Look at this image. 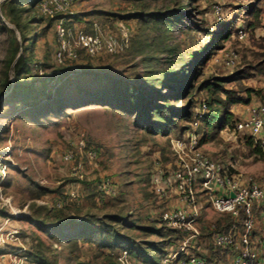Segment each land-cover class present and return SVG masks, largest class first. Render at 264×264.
<instances>
[{"label":"rangeland","instance_id":"obj_1","mask_svg":"<svg viewBox=\"0 0 264 264\" xmlns=\"http://www.w3.org/2000/svg\"><path fill=\"white\" fill-rule=\"evenodd\" d=\"M255 2L262 5L261 0H75L72 19L76 27L89 31L93 22L104 24L123 19L132 28L133 37L131 47L124 54L84 59L69 68L84 67L85 71L64 80L62 75H57L61 68L53 59L54 20L39 14L37 6L32 10L30 0H0V211L3 212L0 227L16 230L3 234L4 245L23 247L19 250L20 257L29 251L44 258L33 263L24 259V264H115L106 254L107 250L88 243L67 242V234L75 230L68 227L72 225L60 227L58 224L78 220L86 213L101 217L112 212L122 213L127 223L137 222L128 231L137 239L160 241L147 226L160 224L158 214L169 206V201L156 198L151 178L159 172L166 175L173 168L170 139L182 134V126L202 135L204 124L201 122L195 128L191 122H181L167 135L150 134L134 123L137 111L133 96L122 95L133 91L134 86H145L143 77L147 65L155 66L158 74L169 67L170 70L182 67L181 79H187L190 74L194 76L192 111L194 115L203 114L206 108L203 110L201 103L208 96L202 88L203 81L211 76L227 78L243 70L244 74L248 73L247 77H241L239 82L228 81L225 86L238 90L240 86H247L259 93H252L248 103L242 101L231 108L239 118L245 107L264 103V71L259 70L260 66L264 69V16L256 27H247V22L253 19L248 6ZM180 5L187 15L165 33L153 22L145 26L135 17L137 12L178 10ZM15 25L22 35L35 36L34 41L21 42ZM196 25L204 30L195 29ZM228 25L230 38L201 65H193L190 58L178 60L180 56L199 51L210 38L209 32L216 33ZM241 29L246 32L242 39L239 38ZM229 50L239 56L233 67L224 64V53ZM20 52L36 62L34 77L53 79L44 82L51 91L62 79L60 89L67 84L73 96H86L88 101L58 107L53 102L48 104L46 97L40 96L34 101L25 98L23 91L13 90L11 85L15 79L10 67ZM151 57L154 59L149 63ZM26 81L24 76L19 78V82ZM75 83L83 92L73 88ZM159 90L169 95L168 105L175 109L184 107L189 100L188 96L174 99L170 94L175 91L168 85L160 86ZM94 91L101 93L99 98L94 97ZM238 96L246 97L244 92H238ZM34 102L38 108L29 109ZM244 116L243 113L241 117ZM80 140L84 143L82 148L77 146ZM201 145L215 160L264 180V155L254 153V146L239 139L231 140L224 131L211 140L203 136ZM68 151L74 154L71 160L65 159ZM103 178L110 179L113 192L105 193L99 188ZM38 185L51 191L36 196ZM71 191L77 196L69 195ZM233 222L228 215H220L210 208L205 211L201 220L203 254H212L209 245L212 231L227 229ZM255 234L257 238H264V220H257ZM14 257L6 254L2 263L10 264ZM131 264L139 263L132 260Z\"/></svg>","mask_w":264,"mask_h":264},{"label":"built area","instance_id":"obj_2","mask_svg":"<svg viewBox=\"0 0 264 264\" xmlns=\"http://www.w3.org/2000/svg\"><path fill=\"white\" fill-rule=\"evenodd\" d=\"M74 1L40 0L37 5L40 14L55 22L53 59L58 67H72L86 58L117 56L129 49L133 30L127 20L93 22L86 31L73 23ZM217 10L218 13V7ZM245 35L241 29L239 38ZM237 61V52L224 53L227 67L235 66ZM201 108L205 109L204 103ZM201 115L198 112L191 123L195 128ZM199 137L195 130L172 137L173 168L166 175L159 172L151 178V186L160 200H175L158 214L160 224L177 235L175 241L166 245L159 264H264V238H257L255 234L257 220H264V180L215 160L202 149ZM228 138H250L264 155V103L247 106L245 116L235 122ZM83 145L82 140L77 144L78 148ZM73 157L72 151L65 154L66 160ZM99 188L105 193L114 191L109 178L100 180ZM75 193L71 191L69 195L76 197ZM208 208L230 216L234 222L227 229L212 231L209 241L212 254L205 255L200 248L204 239L201 220ZM116 257L119 264H131L126 249ZM12 264L21 262L17 260Z\"/></svg>","mask_w":264,"mask_h":264},{"label":"trees","instance_id":"obj_3","mask_svg":"<svg viewBox=\"0 0 264 264\" xmlns=\"http://www.w3.org/2000/svg\"><path fill=\"white\" fill-rule=\"evenodd\" d=\"M39 1L40 0H30L32 10L38 5ZM261 1V6L258 5L257 2L248 6V12L253 17L251 21L247 22V27L249 28L256 27L260 23L261 16H264V0ZM184 15H187V12L184 10V7L180 5V8H178V10L167 9L164 11L153 12L141 11L137 12L135 17L140 20L145 26L146 24L148 25L150 22H153L157 28L163 30V33H165L176 21H178ZM15 28L20 33L21 42H24L25 40L31 41L32 39L34 41L35 36H30V38H28L27 36L21 34L18 25H15ZM195 29L204 30V28L199 25H196ZM209 33L210 38L199 51H193L189 55L180 56L178 60L181 61L182 59L190 58L192 59L193 65H201L217 49L221 48L222 43L225 40L230 38L231 27L228 25L225 28L218 30L216 33ZM200 51L201 54H198ZM153 59V57L148 58V62L151 63ZM31 60L32 58H26L21 52L14 57L10 67L11 74L15 79V81L11 85V88L13 90L23 91L25 98H32L34 99V101L40 96L46 97L48 99V104H51V102H53V104L57 105L58 107H71L77 103L79 104L83 101H88V97L86 96H73V93L70 91L71 87H68L67 84L66 87L64 86V88L62 87L61 89L60 86H58L61 85L60 82L62 79L66 80L83 73L85 71L84 67H81L78 70H72L69 67H59L61 69L56 73L58 76L62 75L63 77L52 86H55V89L51 91L52 88H48L44 82L48 80L52 81L53 79H49L46 76L39 78L34 77L33 69L37 67V64L36 62L33 63ZM237 63L238 61L236 62V64ZM259 70L261 72L264 71L262 66L259 67ZM181 71L182 67L177 69L175 68L174 70H170L169 67L167 71H161L158 74L155 66L147 65L145 66V73L143 77V81L146 83L145 86H134L133 91H129L128 93L126 92L122 95L124 96V98L130 95L133 96L134 105L137 111V116L134 123L136 125H140L146 132L150 134L167 135L171 131L177 129L179 127V123L187 121L192 123L193 119L195 118V115L192 111L194 100L191 97L193 89L195 88L193 80L194 76L190 74L188 75L187 79L183 80L180 77ZM21 76H24V78L28 79V81L19 82V78ZM247 76L248 73L244 74V71L240 70L234 76H230L227 78L211 76L203 81L202 88L204 87V89L207 91L208 96L207 99L203 101V103L205 104L206 112L198 118L199 123L202 122L204 124V133L202 135H199L200 144L203 136L205 140H211L220 131H224L228 137L230 132L233 131L235 122L242 118V115H240V117L238 118V114L231 107L241 103L242 101L248 103L250 101L252 93H259V91L247 86H240L241 88L240 90H238L236 88L226 87L225 83L228 81L239 82V79L241 77L243 78ZM42 81L44 84L40 85ZM74 85H76L73 86L74 89H77L79 92H83V88H81L78 83H75ZM156 85H158V87L154 89L153 86ZM164 85H168V87H170L172 91H175V94H170L171 96L174 95V99H181L188 96L189 100L186 105L177 109L169 106V95H165L159 90V87ZM113 89L115 91H118V88ZM238 92H244L246 97L242 98L241 96H238ZM93 95H95L94 97L99 98V95H101V93L94 91ZM29 107V109L31 110L37 109L38 104L34 102L31 103ZM41 107L43 108L45 107V105H42ZM187 129L188 126H182V134L184 132H187ZM241 142H246L250 147L251 145L254 146L252 150L254 153H262L260 148L257 145H254L250 138L241 140ZM37 188L38 191L36 193V196L39 197L51 191L48 188L40 185H38ZM156 198L159 199L157 195ZM0 215H3V212L0 211ZM60 219L61 217L58 219V221H60ZM45 220L46 219H44V221ZM34 221L39 222L40 224L44 223L43 220ZM136 223L137 222L133 220H130L129 223L125 222L124 215L120 212L104 214L101 217H95L91 214L86 213L78 220H71V222L69 223H65V221L58 222L60 227L67 224L72 225L68 227L75 230V233L67 234V242L88 243L95 245L101 250H107L106 254L111 257L109 259L115 261V264H119L116 256L123 249H126L128 251L131 262L133 260L134 262H138L139 264H159L162 255L166 251V245L168 244V242H171V240L175 239L177 235L174 233V231L166 230V228L162 224H159L158 226L150 225L147 226V229L157 234L161 240L158 242H146L144 240L137 239L136 236L128 233V231L135 228V226L137 225ZM29 254L31 260L33 261L44 260V258L36 252H29Z\"/></svg>","mask_w":264,"mask_h":264},{"label":"crops","instance_id":"obj_4","mask_svg":"<svg viewBox=\"0 0 264 264\" xmlns=\"http://www.w3.org/2000/svg\"><path fill=\"white\" fill-rule=\"evenodd\" d=\"M243 113L244 114L246 113V107L243 110H241V114L240 115H242ZM235 169L238 170V168H235ZM168 201H169V203H175V200L174 199H170ZM0 226H1V224H0ZM10 231H16V230L11 229V228H7L6 229L4 227H0V235L2 234L1 236L3 238L2 240H0V264H6L5 262L2 263L5 260L4 257L6 256V254L11 255V256L12 255H15V257L13 259H11L10 264H12L13 262H16L17 260H19L21 262V264H24V259H30L31 260L29 251H27L28 253L27 252L25 253L26 254L25 257H20V255L22 253H20L19 250L20 249L22 250L23 247L22 248L21 247H13L12 244L11 245H9V244L8 245H4V242H3V240H4L3 234H6L7 232L9 233ZM5 246H8L7 247V251L4 250V248H3ZM6 252H9V253H6ZM18 252L20 254L19 255H16ZM31 262L33 263V260Z\"/></svg>","mask_w":264,"mask_h":264}]
</instances>
